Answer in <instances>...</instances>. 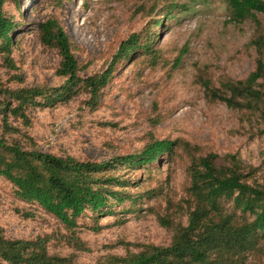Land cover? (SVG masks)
<instances>
[{"label":"rangeland","instance_id":"1","mask_svg":"<svg viewBox=\"0 0 264 264\" xmlns=\"http://www.w3.org/2000/svg\"><path fill=\"white\" fill-rule=\"evenodd\" d=\"M143 5L146 11L156 9L148 14ZM4 10L19 27L11 34L14 68L0 52V87L56 89L65 83L57 73L58 49L41 42L39 23L50 16L59 19L77 46L83 77L105 71L132 33L154 27L158 33L151 52L140 49L116 60L96 106L88 104L86 89L75 86L67 100H53L52 91L49 100L39 98L40 105L27 109L31 125L11 117L38 149L104 162L138 153L153 140L178 139L182 145L150 166L119 165L115 172L129 181L124 188L132 199L113 202L111 212L100 215L87 211L71 231L39 204L20 199L16 187L0 176V228L8 238L48 236V252L75 264H94L148 244L168 246L173 230L158 218L187 225L194 206L191 155L236 156L248 179L264 186L261 114L211 96L212 91L227 94V82L246 79L258 57L264 59V49L250 44L254 35L264 34V13L253 11L237 21L229 0H20V10L14 1ZM159 19L161 25L155 23ZM256 87L264 90V81ZM257 240L233 261L264 264V230Z\"/></svg>","mask_w":264,"mask_h":264},{"label":"trees","instance_id":"2","mask_svg":"<svg viewBox=\"0 0 264 264\" xmlns=\"http://www.w3.org/2000/svg\"><path fill=\"white\" fill-rule=\"evenodd\" d=\"M11 1L20 10V0H0V52L4 53L5 62L14 68L11 34L19 27V21L4 10L6 3ZM229 3L237 21L253 16V11L264 13V0H229ZM153 7L146 11L143 5L141 9L150 14L156 9ZM155 23L161 25L163 19ZM39 30L41 42L58 49L62 59L57 73L66 81L56 89L47 85L0 87L3 127L0 176L16 187L20 199L39 204L71 231L77 226V218L87 211L100 215L111 212L113 202L132 199L124 188L129 181L121 179L115 172L119 165L128 164L131 168L150 166L182 145L178 139L153 140L138 153L116 156L104 162L80 160L71 155L64 157L38 149L31 135L10 122L11 117L31 125L27 109L40 105L39 98L49 100L52 91L53 100H67L75 86L86 89L90 94L88 104L96 106L101 91L113 76L116 60L126 59L140 49L149 53L158 40L155 27L132 33L121 44L115 61L105 71L83 77L80 72L84 67L75 54L77 46L59 19L48 17L39 23ZM250 44L261 52L264 34L254 35ZM260 80L264 81L262 57H258L255 69L246 79L225 84L227 94L212 91L211 96L223 100L231 108L259 112L264 120V90L256 87ZM205 88L210 91L208 83ZM15 133L22 138L14 137ZM244 171L236 156L221 157L216 152L191 155L189 191L194 206L187 225L175 223L168 217L158 218L163 226L173 230L170 245H143L137 252L108 256L94 264H237L233 261L235 254L256 247L257 238L264 230V186L250 181ZM48 241V236L8 238L0 228V261L6 264H75L72 258L51 255Z\"/></svg>","mask_w":264,"mask_h":264}]
</instances>
